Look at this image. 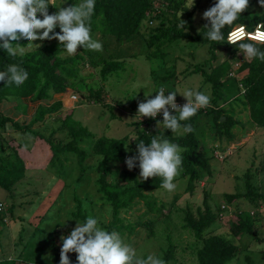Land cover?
<instances>
[{"label": "rangeland", "instance_id": "rangeland-1", "mask_svg": "<svg viewBox=\"0 0 264 264\" xmlns=\"http://www.w3.org/2000/svg\"><path fill=\"white\" fill-rule=\"evenodd\" d=\"M212 1L194 0L192 8H187L188 0L184 2V9L191 13V34L198 32L205 20L202 14L212 6ZM60 2L61 0H56V5L58 6ZM80 2L81 0H66L61 7ZM158 2L159 0H154L153 6L160 5ZM57 10L54 7L52 14ZM247 10L252 14H260L264 7L260 6L258 0H249ZM174 14L179 20L184 16L182 11L173 12L171 16ZM54 31L59 33V27ZM91 34L94 40L101 42L103 50L90 52L93 51L105 61L120 62L122 68L101 79L99 76L101 66L91 64L87 56L90 52L78 48L76 54L82 57L75 60L77 63L73 66L74 76L70 78L72 83L70 93L66 91L60 98H53L52 95L45 105L47 107L50 103L56 102L54 100L62 99L63 102L68 100L65 107L60 106L39 121L33 122L31 119L30 123L24 126L29 130H17V136L10 137L14 143L0 133V156L3 158L7 156L9 159L5 158V161L9 162H17L16 159H19L29 163L24 180L16 183L10 192L0 189V262L59 264L61 236H67L76 222L81 223L72 217L76 211L75 199L79 201L86 218L88 216L97 218L99 227L105 229L106 223L110 220V206L97 191L96 165L100 158L95 157L91 151L94 139L101 136L113 139L126 137L129 147L124 149L125 159L137 155L133 139L137 138L136 130L143 128V126L136 128L135 124L142 120V117L139 120L137 109L138 103L145 100V95L151 90L152 93L147 97L150 99L155 95V91L164 86L166 94L178 93L176 103L182 107L186 99L180 94L187 89L193 90L203 80L199 74H189L194 66L209 74L213 68L222 65L226 66V69L225 78L223 76L221 80L227 81L219 91L221 97L217 104L224 116L239 120L242 127L237 125L239 130L234 134L244 138L238 139L237 144L233 140H226L223 130L215 129L209 115L204 113L198 115L193 134L209 157L210 174L204 176L199 172V178L192 183V189L188 192L185 190L187 178L180 179L178 176L174 179L176 189L173 192L163 188L144 192L156 200L155 212L158 213L149 215L143 203L135 199L130 208L120 210L119 217L124 225L130 226H133L138 218L155 221L153 237H147V231L140 227H133L132 234L123 231L121 236L137 250L138 254L144 256L152 253L162 255L167 247L168 236L174 249L172 260L167 264H195L190 250L196 242L183 227V217L188 212L196 218L197 209L203 210L202 201L205 198L211 212L215 213L217 218L203 235L209 233L222 235L237 243L240 251L230 264H247L244 257L250 258L252 264H264V255L261 254L264 244H257L247 234L233 237L228 226L233 215L238 212L244 213L252 221L256 236L264 239V201L255 200L256 203H253L241 196L244 193L243 176L246 173L249 174L250 180L259 179L255 181L258 190L264 194V130L258 129L253 132L252 128L246 127L250 118L241 96V88L229 80L233 78L238 81L245 74L237 70L249 58L238 51H230L228 45L227 48H217L214 51V59L209 60L207 45L189 40L166 45L154 52L156 57L153 58V49H149L145 43L146 33L132 36L120 44H116L112 37L100 36L97 32ZM29 43L22 45L24 53L36 48L29 47ZM34 44H50L54 47L61 45L55 39L36 41ZM19 54L18 52L17 55ZM95 54L92 57L96 58ZM158 54L163 56L158 57ZM67 56L69 55L64 50L62 57ZM148 78L151 79V85L141 89L139 85ZM209 91L210 85L205 83L202 92L208 94ZM70 95L75 96V102L68 98ZM31 103L32 118L38 102ZM71 123L86 129L93 136L91 139L83 137L75 140V146L85 154L80 166L77 164L75 154L52 155L44 142L46 139L51 140L53 144L70 142L72 139L65 125ZM155 125L159 133L166 130L163 129L162 122ZM216 130L219 131L218 136L214 133ZM175 134L178 133H173ZM214 146L217 149L213 151ZM212 155L216 156V159ZM108 164L116 166L118 170H129L125 160ZM114 177L110 175L106 179L112 182ZM137 178L141 179L139 167ZM236 194L239 197L230 203L226 202V195ZM68 255L71 264H77V254Z\"/></svg>", "mask_w": 264, "mask_h": 264}, {"label": "trees", "instance_id": "trees-1", "mask_svg": "<svg viewBox=\"0 0 264 264\" xmlns=\"http://www.w3.org/2000/svg\"><path fill=\"white\" fill-rule=\"evenodd\" d=\"M153 1L154 0H95V11L91 18V33L97 32L100 36L112 37L116 44L128 41L132 36L146 33L145 43L149 49H153V58L156 57L154 52L180 40H189L201 45H207L209 60L214 59V51L217 48H227L228 45L230 51H238L243 54V52L239 50L238 45L229 44L225 39L220 42L208 40L206 37L208 28L204 27L208 23L206 20H204L198 32L191 34V13L184 9V2H186V0H159L158 4L160 5L157 7L153 6ZM214 4L215 0L212 1V6ZM48 11L49 14H52L53 7L51 5ZM176 11L184 12V16L181 20L185 22L187 31H183L180 27L181 20L177 19L175 14L171 16V14ZM154 22L158 23V26H154ZM262 23H264V11L260 14H252L246 10L232 26H226L222 29V32L226 37V34L232 28L240 24L246 25L247 31L251 32L258 24ZM148 24L150 26H148ZM243 42L250 41L245 40ZM19 44L21 46L24 45V40L21 39ZM257 47L260 48L261 51H264V44H258ZM80 49L90 52V50L86 48ZM63 52V46L54 47L50 44H40L39 48L32 49L31 51L23 53V55L19 54L15 57L8 55L4 50L0 49V71H5L10 64H17L28 72V79L19 87L15 84L8 85L0 81V102L9 97H29L32 101L39 102L40 105L36 109L33 122L41 120L44 115L50 114L59 108L61 106L60 101L51 103L47 107L45 105L50 101L52 95L63 94L72 87L70 78L74 76L73 66L77 63L75 60L81 59L82 57L78 54H75L74 57H62ZM93 54L95 53L92 51L89 54L87 53V56L91 64L101 66L99 69V76L101 79H105L108 75H112L122 68L120 62L105 61L96 54V58H94L92 57ZM157 56L161 57L163 55L158 54ZM223 67L222 65L217 66L213 68L209 74H206L202 72L198 66H194L192 71L189 72V74H199L203 79L202 83L210 85V91L207 95L211 97V106L200 109L196 115L181 123L191 124L194 129L197 125L195 121L196 118L198 115L204 113L211 117L215 129L219 130L221 127L223 128V135L228 138L230 136L228 129L232 125V121L222 114L217 104V100L221 97L219 91L227 81L221 80L223 76L225 78L226 66ZM237 71L245 72V74H243L238 81H235L233 78L229 80H232L235 86L237 85L241 88V96H243V101H245L247 106L250 121L255 127L264 130V61L258 58L248 59L239 66ZM171 76L172 74H170L169 77ZM198 91L202 92V88ZM165 95L167 94L165 93ZM96 102H98V99H96ZM220 117L223 118L221 122L219 121ZM162 120V115L157 116L155 120L142 117V120L135 124L136 128L143 126L142 129H138L135 132L138 138L135 140V144L137 145L139 140H144L147 145L154 136H164L170 142L176 143L185 149L181 154L183 157L182 171L177 178H187L185 190L188 192L192 189V183L199 178V172H202L201 175L203 174L204 176L210 174L208 165L209 157L206 155L204 147H202L199 141L194 137L193 131L190 133H184L182 131L180 135H173V132L168 129L161 133L157 132L158 130L155 124H157V121L162 122ZM3 123L4 120L0 117V124L3 125ZM14 127L22 131L29 130L27 127L20 128L17 125ZM65 127L72 139L70 142L66 144H61V142L53 144L49 139H46L44 142L48 145L52 155L58 153L75 154L77 164L80 166L85 154L75 146V140L83 137L91 139L93 136L90 132L77 124H66ZM217 130L214 133L218 136L219 131ZM39 138L41 137L39 136ZM126 147H129L126 143V137L113 139L103 136L95 138L91 147L92 154L100 158L96 165V171L98 172L97 191L101 194V198L110 206V220L106 223L105 229L108 231L116 230L120 234L123 231L127 234H132L133 227H140L147 231V237L151 238L154 235L155 221L138 218L133 226L124 225L122 219L119 217V212L120 210L130 208L131 204H133V201L136 199L143 203L147 211L146 213L149 215H151V213L157 214L158 211L155 212L156 200L144 192L161 189L162 178L157 176L147 180H143L142 178L138 179V167L132 170H118L116 166H110L108 163H120L125 160L124 149ZM4 157L6 160L9 159L7 156ZM5 158L0 156V189L5 192H10L12 187L23 179L24 167L23 162L19 159H16L17 162L11 161L10 159L11 162H9L5 161ZM81 169L83 171V168ZM110 175L115 176L112 182H108L106 179ZM243 177L244 193L241 194V196L253 203H256L255 200L264 201V194L258 190L257 182L255 180H250L248 173ZM254 186L256 188H254ZM204 196L206 195L204 194ZM237 197H239L237 194L235 196L226 195V202L230 203ZM75 202L76 211L72 214V217L83 223L86 216L80 208L79 201L75 199ZM202 206V211L197 209L196 218L192 217L188 212H186L183 217V227L188 230L192 239L196 242L193 247L190 246L192 248L190 251L195 264H230L234 262L236 255H238L240 251L236 242L222 235L210 233L208 235H203L204 231L209 229L216 221L217 215L211 212L208 201L205 198L202 201ZM142 215H144V213ZM228 226L229 232L233 237H240L243 234H247L251 236L252 240L257 244H264V239H260L256 236L252 221L244 213L238 212L233 215ZM166 240L167 247L165 251L162 252V258L167 264L168 261L172 260L174 247L168 236ZM261 254L264 255V250L261 251ZM244 260L247 264H252L250 258L244 257ZM0 264L13 263L0 262Z\"/></svg>", "mask_w": 264, "mask_h": 264}, {"label": "clouds", "instance_id": "clouds-1", "mask_svg": "<svg viewBox=\"0 0 264 264\" xmlns=\"http://www.w3.org/2000/svg\"><path fill=\"white\" fill-rule=\"evenodd\" d=\"M258 2L264 7V0ZM64 3L66 0H61L58 6L56 0H0V49L15 57L18 52L21 55L24 53V48L19 44L21 39L30 42L29 47L36 48L40 45L33 44V41L55 39L69 56L75 55L78 48L102 51L101 42L94 40L91 34L95 0H81L79 4L61 7ZM50 5L58 9L53 14H49ZM193 6L194 0H188L187 8ZM248 8L249 0H215V4L202 14V18L208 22L204 26L208 28L206 37L213 42L225 39L229 44L238 45L247 58L264 61V51L257 47L258 44H264V23L258 24L251 32L247 31L244 24L232 28L226 37L222 32L226 26H232ZM154 26H158V23L154 22ZM57 27L59 33L54 31ZM180 27L187 31L182 20ZM245 40L250 42H243ZM27 79L28 72L17 64H10L5 71H0V81L4 84L19 87ZM150 85L151 79L148 78L139 87L142 89ZM151 93L150 90L145 100L138 103L139 120L141 117L155 120L158 114H162L163 129L173 133H180L181 130L184 133L192 132L191 124L181 122L189 120L200 109L211 106V97L198 90L187 89L180 94L186 99L182 107L175 102L178 93L167 92L165 95L164 86L155 91L152 98H147ZM170 110L175 114H170ZM136 150L137 155L126 157L127 168L132 170L138 166L143 180L161 177V187L173 192L176 189L174 179L182 171L181 154L185 149L164 136H154L147 145L144 140H139ZM61 241L59 264H71L69 253L77 254V264H166L160 254H138L118 231L99 227L98 219L93 216H88L83 223L76 222L67 236H61Z\"/></svg>", "mask_w": 264, "mask_h": 264}, {"label": "crops", "instance_id": "crops-1", "mask_svg": "<svg viewBox=\"0 0 264 264\" xmlns=\"http://www.w3.org/2000/svg\"><path fill=\"white\" fill-rule=\"evenodd\" d=\"M53 11H54V7H53ZM37 41H39V40H37ZM24 42H25V44L28 43V42H26V40H24ZM34 43H36V41H33V44ZM204 85H205V83L202 84L201 86H200V84L199 85H196L193 90H199L200 88H202V90H203V86ZM67 92L70 93L69 89L67 90ZM61 96H64V93L63 94L53 95V98H55V97L60 98ZM58 100L61 101L60 103H61V106L62 107H65V105L68 102V100H66V102H63L62 99H58ZM58 100H54V101L57 102ZM31 102H37V101H32L29 97L28 98H13V97H9L6 100H2L0 102V117L4 120V123L2 125V128H0V133H3V136H6L5 137L6 139L8 138V140L9 139L11 140L12 138H14L15 135L17 136V130L18 129H16L14 127L15 125H17L20 128H22V127L28 125L30 123L31 119L34 118V117L31 118V116H30V111H33V109H32L33 106H32V103ZM39 105H40V103L38 102V106ZM230 120L232 121V125L228 129V133H229L230 136L228 138L226 137L225 139L226 140L228 139L229 141H232L233 140L237 144L238 143V139L239 140H242L244 137L237 136L234 133H236L237 130H239V128H237V125H239L240 127H242V125L239 124V120H235L233 118L232 119L230 118ZM249 121H247V124H249V125L246 126L248 129L252 128L253 132L257 131L258 129L259 130H263V129H260V128L255 127V125L253 123H251V121L250 122ZM221 129L223 130L222 127H221ZM18 131H20V130H18ZM178 134L179 135L182 134V130ZM178 134H175V135H178ZM11 136H12V138H10ZM11 141L14 143V140H11ZM8 145L10 146L11 144H8ZM39 147H40V145H39ZM215 149H217V148L214 146L213 147V151ZM229 150H230V148H229ZM212 157H214V159H216L215 156L212 155ZM28 164L29 163H27V161L23 162L24 172H23V179L22 180H24V178L26 177V172H27ZM255 180H259V179L256 178Z\"/></svg>", "mask_w": 264, "mask_h": 264}, {"label": "built area", "instance_id": "built-area-1", "mask_svg": "<svg viewBox=\"0 0 264 264\" xmlns=\"http://www.w3.org/2000/svg\"><path fill=\"white\" fill-rule=\"evenodd\" d=\"M69 98H70V100L73 101V102L76 101V98H75L74 95H70ZM175 102H177V101H175ZM171 113H173V112L170 110V114H171ZM159 115H162V114H158L157 116H159Z\"/></svg>", "mask_w": 264, "mask_h": 264}, {"label": "water", "instance_id": "water-1", "mask_svg": "<svg viewBox=\"0 0 264 264\" xmlns=\"http://www.w3.org/2000/svg\"><path fill=\"white\" fill-rule=\"evenodd\" d=\"M219 119H220V121H222V120H223V118H222V117H220Z\"/></svg>", "mask_w": 264, "mask_h": 264}]
</instances>
